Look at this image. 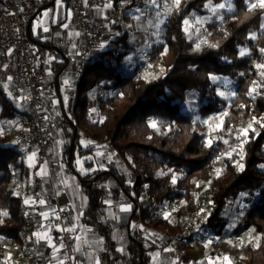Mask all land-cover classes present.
I'll return each instance as SVG.
<instances>
[{"label":"trees","instance_id":"16d2710c","mask_svg":"<svg viewBox=\"0 0 264 264\" xmlns=\"http://www.w3.org/2000/svg\"><path fill=\"white\" fill-rule=\"evenodd\" d=\"M132 1L128 8L139 6L143 0ZM226 1L180 0L178 5L173 2V13L161 32L160 41L152 44L148 53L151 63L161 69L156 77L140 75L138 69L126 71L124 60L138 52L129 43L130 34L123 24L115 25L119 37L110 39L105 49L97 51L95 59H91L71 114L63 108L61 118L65 124L72 125V131L61 158L73 164L78 155L90 151L83 147L84 134L111 144L135 172L136 179L132 183H128L117 166L107 173L90 176L88 204L82 218L84 225L109 236V229L100 221L102 199L107 192L100 184L113 177L117 182V187L111 189L114 195L124 191L136 203L134 223L182 234L183 225L165 219L163 207L173 201H188L194 181L203 179L215 159L226 150L220 141L207 143L205 126L183 109L192 96L199 98L201 106L197 112L202 118L227 109L226 129L237 131L244 125L251 127L248 126L239 161L226 159L224 170L214 177L207 226L214 230L227 229L229 223L224 212L241 194L255 195L257 199L247 212L246 222L238 225L237 234L248 230L260 234L259 243L249 240L243 245L242 260L244 264H264V81L260 79L264 68L257 67L264 65L261 51L264 49V8H249L248 0H234V10L226 11L222 22L209 25V44L205 45V40L199 48L188 36L185 23L194 11L201 15L211 3L219 5ZM118 2L114 0L115 7ZM125 19H129L128 15ZM29 33L40 41L30 29ZM241 50L244 55L240 54ZM58 55L49 65L53 77L49 79L48 89H53L63 102L61 81L70 60ZM214 76L231 79L236 84L230 100L219 92ZM100 83L106 84L107 91L104 98L96 102L95 116H91L88 106ZM254 88L257 89L250 97ZM0 109V116L9 120L23 113L2 87ZM151 119L163 122L168 130H156ZM23 171L24 163L17 145L11 143V137L0 136V209L8 211L0 218V237L16 242H21L22 238L25 201L13 194L10 184L21 177ZM141 197L151 203H142L138 214ZM197 236L195 232L189 240ZM128 251V264L150 261L139 232L130 235Z\"/></svg>","mask_w":264,"mask_h":264},{"label":"built area","instance_id":"2783aa9c","mask_svg":"<svg viewBox=\"0 0 264 264\" xmlns=\"http://www.w3.org/2000/svg\"><path fill=\"white\" fill-rule=\"evenodd\" d=\"M38 3L39 0H0V87L4 88L12 98L23 100L29 106V109L24 110L19 117L20 126L14 135V142L20 151L23 163L30 155L36 154L38 162L46 169L45 175L37 177L31 184H28L27 172L24 168L22 176L14 179L10 184L15 195L26 188L33 203L25 205L23 214L25 223L21 232V242L10 238L9 252L16 261L23 264H49L48 255L38 251L33 241V235L44 227H52V240L62 249L61 260L58 264H79L85 262V257L76 248L78 234L73 230H64L70 228L62 204L60 189L57 187V184L62 181L60 168L63 165V160L60 155L53 153L51 137L58 125L45 111V106L41 101L48 96L47 67L55 57L58 45L38 41L29 33L30 25L39 13ZM108 3L110 0H72L71 25L78 30L81 40L78 43L66 39L59 42L62 46L75 45L78 53L74 76L69 85L71 98L77 96L82 78L91 64L93 52L104 50L107 42L112 39L105 29L106 19L93 14L96 8ZM126 15L127 10L123 6L111 7L110 19L114 23H123ZM208 44L209 36L205 41V45ZM147 64H151L149 55ZM8 77H12V79L8 80ZM5 85H7L6 88ZM96 89V94L88 106V113L91 116H95L96 102L103 99L106 94V84L100 83ZM251 96L252 94H250ZM72 117L75 119L73 112ZM99 141L117 151L105 140ZM220 158L218 156L215 160H220ZM126 166L135 180V172L127 161ZM211 166L215 169V161ZM213 180L214 177L210 179L208 188L202 195L195 200L191 195L188 200L191 209L183 210L182 234L155 229L157 235L176 251L177 264H184L183 259L187 245L198 250L202 245H209L213 242L241 243L237 228L214 230L207 226L211 214V184ZM46 182L51 184L50 189H44ZM42 193L50 210L45 215L36 209L34 203ZM256 199L257 197L254 195L249 196V201L246 204L247 212ZM205 206L208 210H204ZM5 212L8 214V211L0 209V218ZM140 212L141 207L138 208V214ZM174 223L179 222L175 221ZM195 232L198 233V236L189 240V237ZM107 262L105 258L102 260L103 264H107Z\"/></svg>","mask_w":264,"mask_h":264},{"label":"crops","instance_id":"0c3cea01","mask_svg":"<svg viewBox=\"0 0 264 264\" xmlns=\"http://www.w3.org/2000/svg\"><path fill=\"white\" fill-rule=\"evenodd\" d=\"M67 2L71 4V0H60L59 3H61L62 5L58 3V0H39L38 15H41L44 9H52L54 14L57 13L56 20L60 19V22H62L64 20L62 13L63 10H65L63 9V3ZM122 5L123 4L121 0H119L118 8ZM112 6L115 7L114 0H110V3L105 6L96 8L93 11V14L106 19L105 29L106 26L108 27L110 24L112 25L113 31H106L111 37H114V35H117L119 33L115 29V25L117 24L110 19ZM126 10L129 17V15L132 14V11L131 9ZM34 20L32 21L29 28L31 34L38 38L41 42L49 44L54 43L55 45H58L55 57L59 54V58L65 57L70 60V64L63 75L65 84L64 89L66 90L67 97L69 96V98H67V101H69V103L65 104L66 102H64L61 86V96L63 102H61L60 99V105L58 106L57 110L47 111V107L51 106V101L48 106L44 108L51 118H53L52 115L57 117L56 122L58 128L52 134L51 142L53 153L60 155L61 157L65 144L71 140L69 132L72 131V125L65 124L61 116L63 113V108H66L67 111L71 114L72 107L75 103L76 97L71 98V89L69 85L71 79L74 76L75 63L78 60V53L75 45H72L70 47L62 46L59 42L62 39H66L72 41L73 43H78L81 39L78 30L72 25V29L68 31L65 34V37H63L59 42H55L52 38L43 39L40 35H37L32 31ZM126 20L127 19H125L122 24L126 23ZM128 23H131V21H128ZM128 32L130 34L129 43L136 48L138 54H140L141 51H145V48H148L150 46L149 32H141L140 30H138V28L135 27H133L131 31L128 30ZM159 41L160 39H158L157 41H153L152 44L158 43ZM96 56L97 51L93 52L92 58L95 59ZM47 72L49 75V79H51L53 77V74L50 71L49 67H47ZM150 77L156 76L153 75ZM65 81H67V83H65ZM48 97H50L49 94L46 99H48ZM82 144L84 148H87L90 151L84 153V155H78L73 164L63 161V165L60 168V171L62 173V181L57 184V187L60 189L62 204L69 223V228L78 234L76 248L78 252L85 257V262L79 264H103L102 260L104 258L107 259V264H128V242L129 237L131 234H133V232H139V238L143 242L146 253L150 256V261L148 262V264H177L176 251L157 235L155 228L146 227L142 223L139 225L134 223L133 213L136 208V203L133 198L124 191H121L117 196L114 195L111 189L117 187V182L113 177H110L107 181H104L100 184L107 190L102 199L100 221L109 229V236L105 237L104 235L98 233L94 228L83 224L82 218L88 204L87 183L88 181H91V175H101L107 173L109 169L117 166L120 172L126 175L128 183H132L134 177L133 174H131L128 170L126 161L123 156H121L117 151L107 147L102 141L93 140L88 135L83 134ZM33 155L34 154L30 155L24 163V168L27 172L26 177L28 184H31L37 177H41L46 174L45 167L38 162L36 156H34L35 159L31 161L32 163H30L29 158ZM50 187L51 184L49 182H46L44 184V189H50ZM17 195L21 196L24 201H28V203H25V205L33 203L28 195V191L26 188H23V190ZM241 198L242 196H239L234 205L237 206L238 202H241ZM41 200H43L45 203L41 204ZM144 202L145 205H149L151 203V200L147 198L142 199V197L139 198L138 208L141 207L142 203ZM34 203L36 209L42 214L45 215L49 213V206L44 199L43 193ZM122 208H127L128 210L122 211ZM246 220L247 215H245V222ZM52 230V227H44L43 229L36 231L33 235V241L39 252L48 255L49 264H58L61 260L62 249L60 246L56 245L53 242L51 237ZM9 239L10 238L0 237V243L1 241H4L5 243L9 244L11 248V242L9 241ZM49 239L51 240V243H49ZM210 246L211 244L202 245L200 249L196 250L191 245H187L185 248L183 263L233 264L232 262H230L228 257L223 254L220 255L219 253H217L216 256L205 255L203 250ZM9 250L10 249L5 250L4 248H0V255H2V257L0 258V264H23L16 261L15 258L10 254ZM221 253L225 252L221 250ZM225 257H227V259H225Z\"/></svg>","mask_w":264,"mask_h":264},{"label":"rangeland","instance_id":"374dc122","mask_svg":"<svg viewBox=\"0 0 264 264\" xmlns=\"http://www.w3.org/2000/svg\"><path fill=\"white\" fill-rule=\"evenodd\" d=\"M68 1V0H66ZM122 6L125 9H131V13L129 15V19L126 20V23L123 24L127 31H131L133 27L138 28L141 32H149V44L148 48H145V51H141L140 54L133 53L129 55L124 60V66L127 68L126 71L130 73L131 71L138 69L139 74L143 76H158L161 73V69L158 65L154 63L147 64V56L151 49L152 42L157 41L160 39V35L162 30L164 29L165 25L168 22L169 17L172 15L174 10L173 2L174 0H157L156 5L154 6L151 0H143L139 6L128 8L127 5H130L133 1L132 0H121ZM249 4L256 2V0H248ZM61 4V3H59ZM58 4V5H59ZM72 4V0H71ZM71 4L63 3V21L60 22L57 19V13L54 14L52 9H44L41 15H38L34 20V24L32 27L33 33L40 35L43 39L52 38L55 42H59L65 34L70 31L72 28L71 26V18L73 8ZM225 8L220 9L218 5L211 3L207 7V11L204 14H198L194 11L187 23V32L190 39L194 41L195 47L199 48L203 44V42L209 36V25L214 22H222L224 13L226 11H233L234 10V0H227L224 2ZM62 5V4H61ZM59 7V6H58ZM139 9V11H137ZM215 9V10H214ZM139 17V19H136ZM131 21V23H128ZM67 25V27H65ZM47 29V31H45ZM113 27L110 24L108 27L106 26L107 31H113ZM252 36H256V34H252ZM119 34L114 35L112 38H118ZM109 42V41H108ZM107 42V43H108ZM159 69V70H158ZM261 74V73H260ZM214 82L218 85L219 92H221L226 100H230L235 93L236 84L228 78L225 77H216ZM260 79L264 81V74L260 75ZM62 94L65 104H68L67 101L66 90L64 80L62 79ZM257 87V86H256ZM254 88L250 94H254ZM8 93V92H7ZM110 93V92H109ZM48 94L50 98L41 100L45 107L51 101V106L47 107V111L50 110H57L58 106L60 105V98L56 96V93L53 89H48ZM8 96L13 101L14 105L21 111H27L29 106L25 103V101L12 98L9 93ZM192 96V95H191ZM251 96V97H252ZM52 99V100H51ZM69 100V99H68ZM201 106L199 98L197 96H192L186 106L184 107L183 111L190 113L195 121L201 122L205 126V133L204 139L207 143H211L214 141H220L225 144L226 150L222 155H220V160H215V166L211 168L210 172L205 175V177L201 180L194 181L192 185V197L193 199H197L202 193L208 188L210 179L215 177L219 172L224 170L226 159L235 158L236 161H239L241 151L243 149V145L246 141L248 132H249V125L242 126L239 130L233 131L232 129H226L224 125L225 116L228 114V110H224L222 113L216 115H210L207 117H200L197 110ZM1 110V109H0ZM15 118L14 120H9L2 118L0 116V136L7 135L11 137V143H14V135L17 131V128L20 126L19 118ZM53 119L57 121V117L53 116ZM153 123L155 126H153ZM152 126L161 132H166L168 130V126L165 125L163 122H160L155 119H151ZM247 130V131H245ZM7 132V133H6ZM34 154L32 157L29 158L30 163L34 160ZM37 157V156H36ZM241 202H238V205H233L229 207L225 212L224 216L228 220V228H237L238 225L243 224L245 222V215H247V208L246 204L249 201V196L247 194H241L240 197ZM248 196V197H247ZM255 196V195H254ZM240 201V200H239ZM191 206L188 205V201L184 203L179 201H173L167 203L163 207V213L168 214V218L173 222H179L182 225L184 224V216L183 210H189ZM204 210H208L207 206L204 207ZM2 217V216H1ZM238 236L241 239V243L234 244L230 241H220L218 243H211V246L205 248L203 250L204 254L209 256L213 255L216 256L217 253L220 255L223 254L228 257L230 262L233 264H244L242 260L243 253V245L246 244L249 240H254L257 243L260 242V234L255 232L254 230H248L243 233H239ZM3 246V247H2ZM0 248H4L5 250L10 249L9 244L5 243L4 241L0 243ZM223 250L225 253H221ZM1 254V253H0ZM7 255V253H6ZM222 255V256H223Z\"/></svg>","mask_w":264,"mask_h":264},{"label":"snow or ice","instance_id":"6c2138e0","mask_svg":"<svg viewBox=\"0 0 264 264\" xmlns=\"http://www.w3.org/2000/svg\"><path fill=\"white\" fill-rule=\"evenodd\" d=\"M59 2H60V0H58V3ZM151 2L155 6L156 3H157V0H151ZM174 3L178 5L180 3V0H174ZM108 6H111V5H108ZM257 6L260 7V8H264V0H256V2H253V3L249 4V8H256ZM218 8H220V9L225 8V4H223V3L219 4ZM137 11H139V9H137ZM136 19H139V17H136ZM185 23L187 24L188 22L185 21ZM65 27H67V25H65ZM45 31H47V29H45ZM261 51L264 52V49H262ZM240 54L244 55L245 54L244 50H241ZM257 67L264 68V65H258ZM11 79H12V77H8V80H11ZM213 79H215V77H213ZM65 83H67V81H65ZM6 87H7V85H5V88ZM153 126H155L154 123H153ZM249 127H251V125H249ZM245 131H247V130H245ZM240 167L242 169L243 165H240ZM262 167H264V166H262ZM173 183H175V177H173ZM25 203H28V201L26 200ZM40 203L44 204L45 202L43 200H41ZM126 210H128V209L127 208H122V211H126ZM3 215H7V213L5 212V213H3ZM167 218H168V214H165V219H167ZM64 230L72 231V229H64ZM49 243H51L50 239H49ZM53 247H55V246H53ZM225 259H227V257H225Z\"/></svg>","mask_w":264,"mask_h":264}]
</instances>
